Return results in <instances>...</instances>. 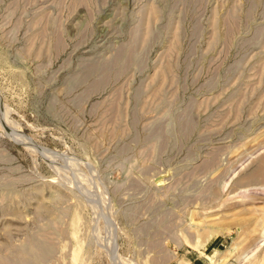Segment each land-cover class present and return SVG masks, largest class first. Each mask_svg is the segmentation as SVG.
<instances>
[{
  "label": "rangeland",
  "instance_id": "374dc122",
  "mask_svg": "<svg viewBox=\"0 0 264 264\" xmlns=\"http://www.w3.org/2000/svg\"><path fill=\"white\" fill-rule=\"evenodd\" d=\"M0 264H264V0H0Z\"/></svg>",
  "mask_w": 264,
  "mask_h": 264
},
{
  "label": "bare ground",
  "instance_id": "6f19581e",
  "mask_svg": "<svg viewBox=\"0 0 264 264\" xmlns=\"http://www.w3.org/2000/svg\"><path fill=\"white\" fill-rule=\"evenodd\" d=\"M255 250H256V249H255ZM251 251H252V250H251ZM252 252H254V250H253ZM252 252H251V254H252ZM247 256H249V255H247ZM205 257H206L207 260H209L210 262H212V260H213V256L206 254ZM214 263H215V262H214Z\"/></svg>",
  "mask_w": 264,
  "mask_h": 264
}]
</instances>
